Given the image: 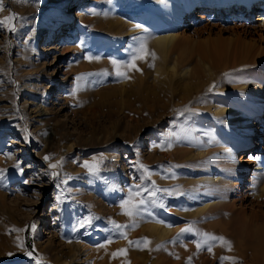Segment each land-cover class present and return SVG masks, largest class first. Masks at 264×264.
I'll use <instances>...</instances> for the list:
<instances>
[{"label":"rangeland","instance_id":"obj_1","mask_svg":"<svg viewBox=\"0 0 264 264\" xmlns=\"http://www.w3.org/2000/svg\"><path fill=\"white\" fill-rule=\"evenodd\" d=\"M169 1L0 0V19L19 18L15 32L0 28V264H163L161 256L172 264H264V238L257 251L253 236L242 235L244 227L264 235V108L258 116L255 103L264 100L262 21L241 3L214 11L185 0L180 14ZM159 24L195 48L217 42L227 55L214 67L215 83L185 104L155 109L141 105L142 94H122V66ZM221 106L238 117L217 116ZM241 114L253 124L246 148L235 140ZM243 154L252 156L247 169L230 171ZM202 160L228 165L223 181L203 186ZM200 194L209 207L193 218ZM141 198L139 213L125 215ZM150 211L173 214L198 236L181 233L155 255L143 230ZM203 229L227 243L187 254L203 242Z\"/></svg>","mask_w":264,"mask_h":264},{"label":"bare ground","instance_id":"obj_2","mask_svg":"<svg viewBox=\"0 0 264 264\" xmlns=\"http://www.w3.org/2000/svg\"><path fill=\"white\" fill-rule=\"evenodd\" d=\"M191 1L198 2L202 10L209 8L214 11L231 7L232 4L241 3L247 10L246 12L250 13V16L253 17L251 9H254L253 11L259 13L260 16L258 15V20L262 21L261 24L262 27H264V17L261 18V13H263L264 15V0H190L188 1V4H191ZM168 2L171 1L168 0ZM257 3H260V5L257 6V8H253V4ZM172 4L175 7L176 11H178V13L180 14L187 10L185 0H176L175 3ZM81 16L82 13L79 10L77 12L76 17L79 19ZM70 22L71 16L65 23L69 24ZM158 28V31H156L153 25L148 27L149 34L147 36L146 42L143 43V51H141L140 47L139 55L136 59H133L131 65H129L127 68L125 66H122V79L124 77H127V81L122 83V94H142L144 99H142L141 105L149 106V108L151 106L155 109H161L162 106H165V103H169L172 101H174L175 103L176 100L181 104H185L197 95V93L200 91V89L205 83H215L219 78L215 77V68L216 66H218L220 59L226 54L225 47L218 45L217 42L210 45H201L195 48L189 41H182L179 36L174 33V31L169 29L170 25L159 24ZM54 30L55 28H51L50 34L54 33ZM195 56H198V61L196 63L194 61ZM218 69L220 70V68ZM255 103L258 116H262V114L260 113L264 108V100L261 104H258V100L255 99ZM215 110L218 114L217 116H220L224 120H232L238 117L237 114L231 112L230 109H227L223 106L218 107ZM241 115L242 116L240 118L234 120L236 125L241 128L240 130L236 131L235 140L240 146L246 148L247 146L251 145V134L253 132V124L252 122H250L251 117L248 114ZM230 148H233L232 145H230ZM203 154L204 153H199V156H202ZM251 160V155L250 158L247 159V155L243 154V157L240 162L237 161L236 163L232 164V166H227L230 171L234 170L233 168L235 167H241L245 171L247 169V163L251 162ZM208 164L209 163L206 160H202V162H200L199 167H201V172L198 175V181H203V186H205L206 183L208 185H215L223 181V179L220 177V172L222 168L224 169L223 166H226V164H224L223 166H220V163L209 164L210 166L215 165L216 168H218L217 171H215L217 173H210V175L205 176L204 171L206 168L209 167ZM261 193L264 195V187H262ZM166 199L170 201L173 200V198L171 197H167ZM193 200L196 201L200 206H202L201 209L197 210V212L192 214V217L194 218L196 216H200L201 213L208 209L210 201L205 200L204 196L201 194L195 195L193 197ZM150 213L152 214L151 216H149L151 217L150 219H152L151 224L149 226H146L143 230L146 233V236H148L147 238L151 243L150 246L152 247V251L155 253V255H159V252H161L160 249L162 248L163 243L166 240H170L172 238L175 239L178 235L181 234V227L178 226L179 221L174 218L173 214L163 212V214L160 215L159 213L157 214L154 211H150ZM190 217L191 214L189 218ZM172 221L177 222V227L171 225ZM244 230L246 232L242 234L244 237L252 238L253 236L257 251L262 249L260 244H262V239L264 238V235H262V233L257 230L255 232L252 231L253 233H251V235L249 234V236L247 233H250L251 230H248L245 227ZM202 232L203 234L207 233L209 235L216 236L215 234L208 233V231L204 229ZM189 236L197 237V230L194 231L193 229H191V231L189 232ZM202 238L204 240L200 244L199 248L196 245L197 243L194 244V246L189 245V247L187 248L188 251L186 250V253L190 254V252H199V249L203 247V244H208L213 241L210 239H206L204 235L202 236ZM187 254L180 253L178 258H182L181 261H184V263H186V261H188ZM164 258L162 256L159 257L156 260V263L162 262L163 264H172L169 261H165L166 258ZM63 264H67V262H64Z\"/></svg>","mask_w":264,"mask_h":264},{"label":"snow or ice","instance_id":"obj_3","mask_svg":"<svg viewBox=\"0 0 264 264\" xmlns=\"http://www.w3.org/2000/svg\"><path fill=\"white\" fill-rule=\"evenodd\" d=\"M3 4L2 2H0V11H3ZM19 18L16 16L15 13H12L10 14L9 16L7 17H4L3 19H0V28H5L7 29L8 31L10 32H15L16 31V21L18 20ZM138 27V26H137ZM141 51H143V45H141ZM136 57L134 56L133 59H135ZM113 64L115 65L116 62L113 61ZM118 75H120L119 71L117 72ZM77 79H80L79 77ZM27 139V137H25ZM51 159L50 156H45L44 157V160L47 162ZM85 167H88L89 168V171H95V167L94 166H90L88 164H85L84 165ZM50 168L52 169H55L58 167V164H50L49 165ZM143 167V166H141ZM17 168L20 169V172L21 174H23V169L20 167L19 164H17ZM3 174V170H0V176H2ZM53 176L57 175V173L53 172L51 173ZM156 191H160L159 189H157ZM164 191H167V190H164ZM130 193H131V189H130ZM151 195H155V192H152L150 193ZM137 195H139V192H137ZM131 202V195L129 197V200L128 201H124L121 203V208H125V205L126 204H129ZM145 204V201L141 198L138 202V204H135V205H132L131 207H128L126 208L124 214L125 215H128V216H133V215H136L139 213L140 211V206L141 205H144ZM91 224V220L88 219V220H82L80 222V227H85V226H90ZM113 225L115 228H121L122 226L121 225H117L115 224V222H113ZM33 230L35 229V225L32 226ZM188 231H191L190 228H184V229H181V233H184V232H188ZM205 236L206 239H210V240H220V241H223L224 243H227V241H224V238L223 237H216V236H212V235H209L207 233L203 234ZM111 241H109L110 243ZM131 243V242H130ZM145 243H147V241H145ZM104 245H101V247H103ZM197 247L199 248L200 247V244L197 243ZM208 251H211V247L208 248ZM28 255H31V253H26Z\"/></svg>","mask_w":264,"mask_h":264}]
</instances>
